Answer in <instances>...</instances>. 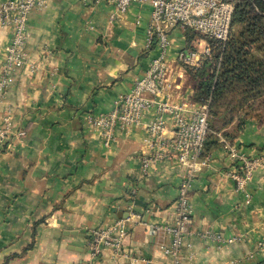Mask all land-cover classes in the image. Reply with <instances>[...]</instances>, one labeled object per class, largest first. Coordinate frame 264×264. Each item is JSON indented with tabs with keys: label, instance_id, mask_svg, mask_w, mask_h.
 Here are the masks:
<instances>
[{
	"label": "crops",
	"instance_id": "1",
	"mask_svg": "<svg viewBox=\"0 0 264 264\" xmlns=\"http://www.w3.org/2000/svg\"><path fill=\"white\" fill-rule=\"evenodd\" d=\"M113 8L50 0L29 13L28 63L10 72L0 98V117L11 121L0 150V264H130V257L173 264L159 249L168 238L149 228L172 223L181 167L168 157L142 170L144 125L118 129L105 144L85 120L110 111L159 54L145 47L149 7L133 5L110 22ZM168 38L171 79L182 86L171 99L193 101L189 77L175 60L189 47L183 29H171ZM10 39L0 28V72ZM258 111L229 141L249 156L264 155V109ZM234 125L219 130L217 140ZM219 140L206 143L209 165L191 182V226L234 241L185 236L179 264H264V172L237 190L228 173L241 167ZM116 220L126 230L123 253L104 249L93 257L89 232Z\"/></svg>",
	"mask_w": 264,
	"mask_h": 264
},
{
	"label": "built area",
	"instance_id": "2",
	"mask_svg": "<svg viewBox=\"0 0 264 264\" xmlns=\"http://www.w3.org/2000/svg\"><path fill=\"white\" fill-rule=\"evenodd\" d=\"M50 0H0V28L11 33L9 45L5 49L0 72V98L8 88L12 70L28 63L25 46L28 40L27 19L34 9L44 8ZM86 2L87 0H81ZM94 3H108L113 11L110 22L125 16L133 5L149 7L150 17L145 28V47H156L158 56L150 60L145 73L137 77L129 92L120 95L113 107L106 113L87 115L86 123L94 129L105 144L109 143L118 129L144 125L146 138L142 142L140 157L145 172L156 163L168 157L177 163L183 172L175 203L172 223L153 225L151 233L168 238V246L159 249L171 257L173 264H179V254L185 236L210 237L220 242L232 243L233 238L221 239L192 228V211L188 192L195 175L208 167L209 160L203 150L209 130V100L195 103L184 99L174 102V90L182 88L171 79V64L168 59L170 45L168 32L174 28H187L202 38L190 49L176 54L179 69L198 68L206 58L211 57L212 47L207 41L224 44L233 30L232 17L235 5L240 0H93ZM32 69L33 66L29 65ZM184 79L182 73L177 74ZM174 84V85H173ZM149 120L143 123L145 116ZM11 121L8 115L0 117V150L9 135ZM222 148L241 167L240 173L232 171L229 177L237 190H244L247 182L257 170L264 172V155L249 156L241 153L223 137ZM126 230L123 220L92 229L89 232L88 250L93 257L100 256L104 249L114 254L123 253ZM130 264H139L140 259L130 257Z\"/></svg>",
	"mask_w": 264,
	"mask_h": 264
},
{
	"label": "trees",
	"instance_id": "3",
	"mask_svg": "<svg viewBox=\"0 0 264 264\" xmlns=\"http://www.w3.org/2000/svg\"><path fill=\"white\" fill-rule=\"evenodd\" d=\"M262 12L264 0L237 2L232 26H241V30L238 33L232 31L224 44L210 41L213 43L211 57L206 58L200 67L185 70L193 89L192 100L195 103L209 100L210 132L204 148L208 141L207 146L216 144L219 139L215 135L219 130L235 124V131L223 136L229 142L237 135L247 117L255 116L259 109H264ZM182 29L188 45L196 32ZM258 102L262 106L256 105Z\"/></svg>",
	"mask_w": 264,
	"mask_h": 264
},
{
	"label": "rangeland",
	"instance_id": "4",
	"mask_svg": "<svg viewBox=\"0 0 264 264\" xmlns=\"http://www.w3.org/2000/svg\"><path fill=\"white\" fill-rule=\"evenodd\" d=\"M262 14V18L264 17V12H262L261 13ZM262 21H264V18L262 19ZM241 30V26H234L233 27V33H238L239 31ZM196 34V36H194L193 37V39H192V41L190 42V44L188 45L189 47L187 48V49H189V48H191V47H193L194 45H196V43H197V41L198 40H201V36L199 35V34H197V33H195ZM207 43L209 44V45H211L212 46V42H210V41H207ZM212 49H213V46H212ZM211 52H212V50H211ZM262 103L260 102H258L256 105H261ZM262 106V105H261Z\"/></svg>",
	"mask_w": 264,
	"mask_h": 264
}]
</instances>
